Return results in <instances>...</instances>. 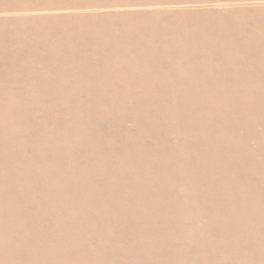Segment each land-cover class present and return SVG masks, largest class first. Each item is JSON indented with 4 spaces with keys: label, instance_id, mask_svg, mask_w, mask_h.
I'll return each mask as SVG.
<instances>
[{
    "label": "bare ground",
    "instance_id": "6f19581e",
    "mask_svg": "<svg viewBox=\"0 0 264 264\" xmlns=\"http://www.w3.org/2000/svg\"><path fill=\"white\" fill-rule=\"evenodd\" d=\"M29 8L67 11L54 16L68 41L47 49L89 83L23 89L34 103L14 94L1 111L0 264H125L116 249L149 262L159 253L166 264H237L233 242L222 251L208 228L238 233V224L255 236L264 220V0H0V36L11 11ZM157 82L234 89H137ZM45 184L78 198L65 200L71 216L53 207L58 228L46 219V193L57 195ZM117 203L145 215L128 232L154 233L152 248L91 235L103 216L119 226L102 210Z\"/></svg>",
    "mask_w": 264,
    "mask_h": 264
},
{
    "label": "rangeland",
    "instance_id": "374dc122",
    "mask_svg": "<svg viewBox=\"0 0 264 264\" xmlns=\"http://www.w3.org/2000/svg\"><path fill=\"white\" fill-rule=\"evenodd\" d=\"M227 4L228 7H233V1ZM213 8L217 9V6ZM59 12L64 13L67 11L54 8H29L25 9L21 16L15 11L9 13L14 19V24L8 25L6 33L0 36V117L3 118L1 111L11 105V96L14 94H23L25 105L34 103L23 92V89H88V78L79 77L77 71L71 69L62 60L55 58L53 53L47 49L49 44L68 41V37L64 35L63 25L54 16L55 13ZM68 69H71V71L68 72ZM182 81L188 82L190 80L182 79ZM158 83L160 82H157L154 87H139L137 89H234L233 87L216 86L163 87L159 86ZM204 109L209 110L205 105ZM19 112L20 110H16V113ZM220 118H222V115L218 114L216 122ZM246 119L248 120L249 117H246ZM22 120L26 122L25 118ZM228 124L230 125L231 132H233V122L229 120ZM128 125L130 126L131 124L128 123ZM235 133L243 134L244 131L236 129ZM211 170L213 171L214 167H211ZM42 185L43 183L40 182L37 186ZM45 185L51 187L49 184ZM51 188L55 190L57 197L51 199L48 192L46 193L48 197V201L45 203L47 211L46 219L49 226L52 225V228H58L50 217L53 207H58L62 213H66L67 211L69 212V216H71L73 210L65 204V200L75 201L78 198H74L75 194L69 188L67 191L61 188L64 190L62 192H60L59 187ZM95 190L99 193L103 192L100 186H96ZM10 191L13 194L14 187ZM0 199H3L1 193ZM120 205L119 203L112 206L104 204L102 209L104 215L111 212L117 215L120 218L118 221L119 226L110 227L103 225V219H106V216H103L99 225L93 224L94 228L91 227V235L94 236L96 231L100 230L104 243L109 247L123 246L129 251H138L141 247L152 248L155 244L154 233L141 232L137 233V236H134L128 232L129 228L142 225L146 220L145 215L140 213L136 207L125 205L121 207ZM6 217V211L0 210V218ZM234 225L238 226V233L235 231L237 227H230L232 225L220 227L210 225L208 228L210 238L221 243L222 251H226L230 243L233 242V260L237 264H251L250 261L253 264H261L259 259L256 258L255 261L252 256L256 254L264 255V234L261 233L264 220L257 226V231L259 232L260 230V235L255 236L250 235L243 226ZM81 232L83 230L79 231L78 234ZM93 240L97 241L95 237H93ZM134 246H136V249H134ZM116 250L117 254L123 257L125 264H166V260L161 258L159 253H155V260L149 262L141 258L127 259L122 251ZM111 255L110 257L112 258L113 255Z\"/></svg>",
    "mask_w": 264,
    "mask_h": 264
}]
</instances>
